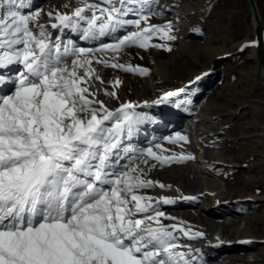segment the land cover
<instances>
[{
    "label": "snow or ice",
    "instance_id": "snow-or-ice-1",
    "mask_svg": "<svg viewBox=\"0 0 264 264\" xmlns=\"http://www.w3.org/2000/svg\"><path fill=\"white\" fill-rule=\"evenodd\" d=\"M79 4L71 13H45L34 0H0V85L14 84L10 94L0 92V264H203L200 249H179L182 237L205 233L160 208L195 197L143 192L171 187L149 178L151 169L193 157L165 155L159 143L136 147L132 138L148 113L131 102L109 108L100 93L118 99L121 81H109L108 90L94 66L147 75L120 56L134 47L171 51L173 23H150L152 0ZM49 28L78 32L99 47L53 39ZM13 64L21 66L14 76L2 71ZM165 139L188 140L179 132Z\"/></svg>",
    "mask_w": 264,
    "mask_h": 264
},
{
    "label": "rangeland",
    "instance_id": "rangeland-1",
    "mask_svg": "<svg viewBox=\"0 0 264 264\" xmlns=\"http://www.w3.org/2000/svg\"><path fill=\"white\" fill-rule=\"evenodd\" d=\"M255 1L264 23V0ZM63 2L67 5L63 12L71 13L80 6L79 0ZM152 3V12L157 14L150 23L171 21L176 39L167 42L171 51L134 47L125 49L120 56V63L148 69L147 75L117 70L121 84L116 107L131 102L137 106V113L145 112L150 117L137 125L131 142L138 148L147 147L153 136L161 139L174 136L175 126L187 128L192 121L203 128L206 132L202 136L211 141L213 156L206 161L209 174L199 173L205 187L197 201L231 218L227 221L229 231L217 250L223 247L239 250L244 260L258 259L256 264H264V137L258 134L264 130V88L255 58L248 56V48L237 47L245 36L253 40L244 0H152ZM34 4L37 5L35 0ZM49 31L53 39L62 33L65 41L72 36L77 45L85 42L79 40L78 32ZM151 43L165 41L153 38ZM82 46L95 48L99 43L86 41ZM14 72L17 73L16 65ZM205 72L209 74L199 81L195 79ZM137 77L142 82L134 92L132 84ZM181 89L168 102L152 104L163 94ZM12 90L14 84L8 82L1 92L10 94ZM124 93L139 98L128 100ZM143 192L158 198L151 189ZM162 222L167 225L166 219ZM190 244L185 245L192 247Z\"/></svg>",
    "mask_w": 264,
    "mask_h": 264
},
{
    "label": "bare ground",
    "instance_id": "bare-ground-1",
    "mask_svg": "<svg viewBox=\"0 0 264 264\" xmlns=\"http://www.w3.org/2000/svg\"><path fill=\"white\" fill-rule=\"evenodd\" d=\"M40 9H43L46 13L48 10L59 9L63 12L64 2L63 0H35V3ZM258 9V7H257ZM259 11V9H258ZM260 12V11H259ZM261 17V14H260ZM47 16L43 15L41 18V23L47 24ZM261 23L264 26V23ZM54 31L53 29H50ZM73 34V32H72ZM75 34V33H74ZM60 36L63 38L62 33ZM249 36V35H248ZM66 37L67 36L66 34ZM68 39H72L75 41L72 36ZM86 42V41H85ZM83 42L82 44H84ZM82 44L78 46H82ZM245 45H248L245 47ZM254 40L250 37H243L238 43L237 47L239 48H248V56L252 59L255 58L254 54ZM84 47V46H83ZM13 65H9L6 69L2 71L7 75L14 76L16 73H12ZM98 68L100 75L102 76L105 84L103 87L111 90V86L109 85V81H114L118 78V69H113L111 67H104L103 65H94ZM21 70V66L19 67ZM17 72L19 71L16 67ZM259 72V71H258ZM12 73V74H9ZM154 77V74H153ZM153 77H150L152 80ZM142 82L140 77L136 78V81L132 84L133 91L135 92L138 84ZM97 87H99V82H95ZM122 88V87H121ZM118 94V87L116 89ZM180 93V90L173 91ZM125 97L128 100H133L134 97L139 98V95H132L124 93ZM100 99L105 100L109 108H116V100L110 97H106L103 95V92L100 93ZM175 98V97H174ZM176 99V98H175ZM140 100V99H139ZM187 126V125H186ZM174 127L172 131L179 132L180 134L186 136L188 138L187 142H180L179 144L169 143L165 138L161 139L153 136L150 141L147 142L148 146L150 144L159 143L162 145V148L166 151L163 153L165 155H170L171 153H181L183 152L186 155H190L193 157L192 159H188L179 163H172L170 165L165 166H157L149 172V178L153 180H158L160 183L165 185H170L171 187H165L163 189L159 187L151 188L155 194L160 196H170V197H181V196H189L195 197V199H191L189 202L185 199H178L176 203L171 205H160L162 211H164L168 216L176 217L178 220L186 221L190 224L194 230L203 231L205 236L202 238L189 239L186 237H182L181 241H185L191 243L190 245L194 249H200L199 255L202 256L203 264H250L258 263V259H248L244 260L242 255H240L239 250L232 251L225 247L217 250V246H221L222 237L226 236V233L229 231V226L227 225V221L231 218L224 214H219L209 205H200L197 201V196L199 193L204 194L203 187H205L204 181L199 180V173L209 174V170L206 169V161L208 156H213L212 151L210 150L211 141L202 136V132H206L203 128L200 129L198 125L194 121L191 122L189 127ZM205 127V126H204ZM167 130V129H166ZM163 131V130H162ZM259 135L264 137V130ZM148 138V137H147ZM146 138V139H147ZM156 151H160V149H155ZM199 164V165H198ZM212 189V188H211ZM199 191L196 193L195 191ZM224 195V194H223ZM230 218V219H229ZM252 221V220H251ZM167 224L173 223L172 220L166 219ZM250 232V231H249ZM190 248V247H189ZM251 257V256H250Z\"/></svg>",
    "mask_w": 264,
    "mask_h": 264
},
{
    "label": "water",
    "instance_id": "water-1",
    "mask_svg": "<svg viewBox=\"0 0 264 264\" xmlns=\"http://www.w3.org/2000/svg\"><path fill=\"white\" fill-rule=\"evenodd\" d=\"M247 12V22L254 40V54L261 84L264 88V26L261 23L260 12L255 0H244Z\"/></svg>",
    "mask_w": 264,
    "mask_h": 264
}]
</instances>
